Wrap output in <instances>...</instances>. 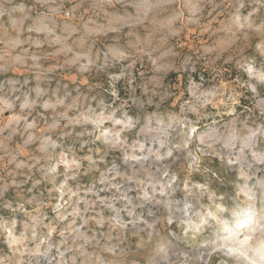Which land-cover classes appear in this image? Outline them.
Wrapping results in <instances>:
<instances>
[{
    "label": "rangeland",
    "instance_id": "374dc122",
    "mask_svg": "<svg viewBox=\"0 0 264 264\" xmlns=\"http://www.w3.org/2000/svg\"><path fill=\"white\" fill-rule=\"evenodd\" d=\"M0 264H264V0H0Z\"/></svg>",
    "mask_w": 264,
    "mask_h": 264
}]
</instances>
